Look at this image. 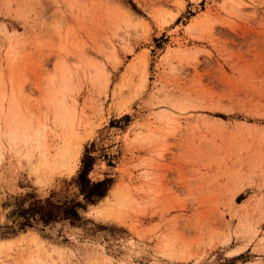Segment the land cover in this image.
I'll list each match as a JSON object with an SVG mask.
<instances>
[{
    "label": "rangeland",
    "instance_id": "374dc122",
    "mask_svg": "<svg viewBox=\"0 0 264 264\" xmlns=\"http://www.w3.org/2000/svg\"><path fill=\"white\" fill-rule=\"evenodd\" d=\"M0 264H264V0H0Z\"/></svg>",
    "mask_w": 264,
    "mask_h": 264
},
{
    "label": "trees",
    "instance_id": "16d2710c",
    "mask_svg": "<svg viewBox=\"0 0 264 264\" xmlns=\"http://www.w3.org/2000/svg\"><path fill=\"white\" fill-rule=\"evenodd\" d=\"M88 157L84 161L81 171L78 174V185L80 192L86 202L94 204L96 201L103 198L108 191V181L91 182L87 179L88 173ZM80 205H57L49 200L36 201L29 205L27 209L23 211V216L27 218H38L45 223L57 222L59 220H68L78 218L77 207Z\"/></svg>",
    "mask_w": 264,
    "mask_h": 264
},
{
    "label": "bare ground",
    "instance_id": "6f19581e",
    "mask_svg": "<svg viewBox=\"0 0 264 264\" xmlns=\"http://www.w3.org/2000/svg\"><path fill=\"white\" fill-rule=\"evenodd\" d=\"M241 5H243V2L241 1Z\"/></svg>",
    "mask_w": 264,
    "mask_h": 264
}]
</instances>
